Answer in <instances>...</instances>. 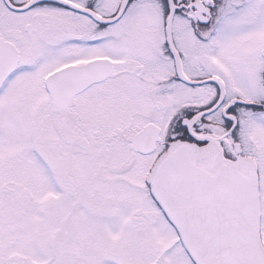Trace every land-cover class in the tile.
I'll return each instance as SVG.
<instances>
[{
    "label": "snow or ice",
    "instance_id": "1",
    "mask_svg": "<svg viewBox=\"0 0 264 264\" xmlns=\"http://www.w3.org/2000/svg\"><path fill=\"white\" fill-rule=\"evenodd\" d=\"M0 264H264V0H0Z\"/></svg>",
    "mask_w": 264,
    "mask_h": 264
}]
</instances>
